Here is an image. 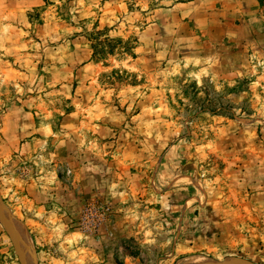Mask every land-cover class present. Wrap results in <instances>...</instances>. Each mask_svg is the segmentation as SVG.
<instances>
[{"label":"rangeland","instance_id":"obj_1","mask_svg":"<svg viewBox=\"0 0 264 264\" xmlns=\"http://www.w3.org/2000/svg\"><path fill=\"white\" fill-rule=\"evenodd\" d=\"M9 228L34 264H264V0H0V264H28Z\"/></svg>","mask_w":264,"mask_h":264},{"label":"bare ground","instance_id":"obj_2","mask_svg":"<svg viewBox=\"0 0 264 264\" xmlns=\"http://www.w3.org/2000/svg\"><path fill=\"white\" fill-rule=\"evenodd\" d=\"M7 222L9 224H15L14 220L11 219V218H7ZM2 220V219H1ZM6 222V223H7ZM20 226V225H19ZM10 227V226H9ZM21 228V227H20ZM17 229V228H16ZM22 229V228H21ZM9 232L12 234V237H17L18 236V239L16 241V243L18 244L17 245V248L20 252H22L24 258H26V262L28 264H34V253L32 251V247H31V244H30V241H29V237L28 235L25 233V232H19L21 233L20 236L19 234L16 233V230L13 228H9ZM19 230V229H18ZM24 238H23V236ZM20 237L22 238V240H24V242L20 241ZM14 241H15V238H14ZM216 262L212 261L211 259L209 258H206V257H194V258H190V259H186V260H181L179 261L177 264H215ZM224 264H235V263H224Z\"/></svg>","mask_w":264,"mask_h":264}]
</instances>
